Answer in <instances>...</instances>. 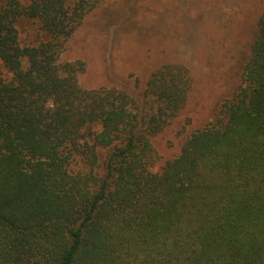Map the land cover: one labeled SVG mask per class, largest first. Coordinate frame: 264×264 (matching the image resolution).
<instances>
[{
    "label": "trees",
    "instance_id": "16d2710c",
    "mask_svg": "<svg viewBox=\"0 0 264 264\" xmlns=\"http://www.w3.org/2000/svg\"><path fill=\"white\" fill-rule=\"evenodd\" d=\"M100 2L0 0V264H264V7L237 90L154 170L192 78L82 88L60 57Z\"/></svg>",
    "mask_w": 264,
    "mask_h": 264
},
{
    "label": "rangeland",
    "instance_id": "374dc122",
    "mask_svg": "<svg viewBox=\"0 0 264 264\" xmlns=\"http://www.w3.org/2000/svg\"><path fill=\"white\" fill-rule=\"evenodd\" d=\"M263 7L264 0H101L60 60L85 63L79 76L84 89L135 94L161 65L187 69L192 85L184 108L151 138L158 170L195 130L214 121L216 104L237 90ZM18 30L25 45L39 37L28 19ZM0 73L11 77L1 64Z\"/></svg>",
    "mask_w": 264,
    "mask_h": 264
}]
</instances>
